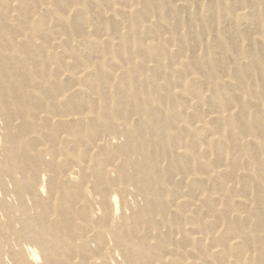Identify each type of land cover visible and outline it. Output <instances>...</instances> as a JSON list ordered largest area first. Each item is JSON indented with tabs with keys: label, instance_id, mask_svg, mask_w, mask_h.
<instances>
[{
	"label": "rangeland",
	"instance_id": "obj_1",
	"mask_svg": "<svg viewBox=\"0 0 264 264\" xmlns=\"http://www.w3.org/2000/svg\"><path fill=\"white\" fill-rule=\"evenodd\" d=\"M0 264H264V0H0Z\"/></svg>",
	"mask_w": 264,
	"mask_h": 264
}]
</instances>
